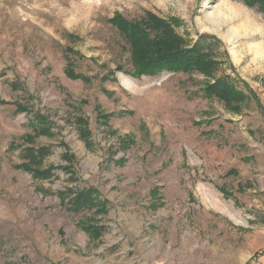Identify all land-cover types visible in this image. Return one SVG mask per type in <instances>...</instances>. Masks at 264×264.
I'll return each mask as SVG.
<instances>
[{"label": "rangeland", "instance_id": "374dc122", "mask_svg": "<svg viewBox=\"0 0 264 264\" xmlns=\"http://www.w3.org/2000/svg\"><path fill=\"white\" fill-rule=\"evenodd\" d=\"M147 13L190 42L217 37L230 56L217 76L264 106V14L237 0H0V264H246L264 251V113L251 96L236 113L206 99L198 74L120 73L131 52L110 21ZM41 147L50 156L33 162ZM85 186L106 209H65L60 194Z\"/></svg>", "mask_w": 264, "mask_h": 264}, {"label": "trees", "instance_id": "16d2710c", "mask_svg": "<svg viewBox=\"0 0 264 264\" xmlns=\"http://www.w3.org/2000/svg\"><path fill=\"white\" fill-rule=\"evenodd\" d=\"M237 1L264 14V0ZM110 22L122 34L131 52V67L120 69V73L134 79L143 76L153 77L162 71L175 74H198L210 81L203 88V95L206 99L220 100L227 109L236 113L239 111L240 105L247 102L251 96L260 112L264 113V106L258 96L252 93L246 94L242 88L233 83L231 75L225 71L222 75L217 76L222 72L225 62H229L230 59L226 49L223 53L219 50L217 45L221 44V41L217 37L203 34L196 41L190 42L177 32L172 23L152 13H147L139 22H130L121 15H116ZM231 69L234 70L232 65ZM35 124H37L38 135L50 134L51 127L46 117L39 115ZM75 126L82 141L86 146H89L92 133L88 121L82 116H78L75 119ZM32 140L34 141V138ZM28 150L29 158L38 163L49 157L51 153L50 149L46 147ZM66 159L71 161L70 158ZM33 172L34 177L41 180H49L53 176L52 169ZM231 173L234 174L236 171L233 170ZM156 189L152 191V194L158 197L159 191ZM219 190L229 196L223 188H219ZM60 200L65 209L72 213H81L99 206L106 209L107 206L100 191L89 186L63 192L60 194ZM83 226L94 239L100 238L99 233L91 229L89 225ZM263 256L264 251L257 253L246 264H252Z\"/></svg>", "mask_w": 264, "mask_h": 264}, {"label": "bare ground", "instance_id": "6f19581e", "mask_svg": "<svg viewBox=\"0 0 264 264\" xmlns=\"http://www.w3.org/2000/svg\"><path fill=\"white\" fill-rule=\"evenodd\" d=\"M213 194V193H212Z\"/></svg>", "mask_w": 264, "mask_h": 264}]
</instances>
